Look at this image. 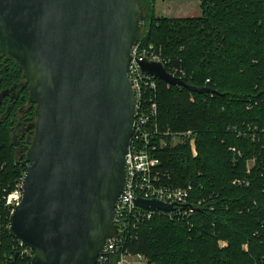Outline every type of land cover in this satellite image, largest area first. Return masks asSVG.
Listing matches in <instances>:
<instances>
[{"label":"trees","instance_id":"obj_1","mask_svg":"<svg viewBox=\"0 0 264 264\" xmlns=\"http://www.w3.org/2000/svg\"><path fill=\"white\" fill-rule=\"evenodd\" d=\"M155 1L140 0L139 38L161 48L193 86L213 92L157 79L159 131L190 130L196 148L193 155L188 142L172 146L163 136L168 141L156 151L157 170L166 183L192 182L203 204L188 223L162 213L141 221L133 249L149 264H264V0H199L200 15L181 18L157 16ZM4 63L0 87L20 83L21 70L9 60ZM23 92L27 99V86ZM24 103L12 106L0 121V264H30L21 252L25 246L8 232L5 203L26 170L34 132V104ZM6 111L1 104L0 116ZM19 120L28 131L16 145L13 127Z\"/></svg>","mask_w":264,"mask_h":264},{"label":"water","instance_id":"obj_2","mask_svg":"<svg viewBox=\"0 0 264 264\" xmlns=\"http://www.w3.org/2000/svg\"><path fill=\"white\" fill-rule=\"evenodd\" d=\"M143 17L140 0H0V57L21 70L36 115L8 225L32 251L30 264H94L117 232L136 104L127 68ZM139 65L169 85L211 91L161 62Z\"/></svg>","mask_w":264,"mask_h":264},{"label":"built area","instance_id":"obj_3","mask_svg":"<svg viewBox=\"0 0 264 264\" xmlns=\"http://www.w3.org/2000/svg\"><path fill=\"white\" fill-rule=\"evenodd\" d=\"M144 59L161 62L171 74L185 77V71L175 66L161 48L155 47L152 43H144L140 38L132 47L127 74L135 91L136 104L126 157V183L114 208V224L117 232L105 240L94 264H149L147 256L134 251L132 246L133 240L137 238L139 223L150 219L155 213H162L170 220H186L188 223V219L203 204L201 198L192 192V182L186 186L166 183L157 170L156 151L168 141L163 136H169L170 142L175 139L188 142L192 154L196 155L195 135L190 130L185 132L168 130L162 132L163 134L159 131L158 108L155 101L157 78L141 71L139 62ZM260 132L264 135V127ZM253 163L254 159L248 162V170ZM261 175L264 178V160ZM233 183L239 182L234 180ZM21 195L20 181L5 197L10 213L20 202ZM136 198L156 199L172 204L174 208L169 211L159 209L148 211L136 206ZM225 244L226 242L223 241V245ZM244 247L246 248V245ZM21 252L29 257L32 255V251L26 246Z\"/></svg>","mask_w":264,"mask_h":264},{"label":"flooded vegetation","instance_id":"obj_4","mask_svg":"<svg viewBox=\"0 0 264 264\" xmlns=\"http://www.w3.org/2000/svg\"><path fill=\"white\" fill-rule=\"evenodd\" d=\"M6 60L7 59L5 57H0V66L3 65L4 69H6V67H7L6 64L4 63V61H6ZM0 72H1V68H0ZM1 83L2 82H1V78H0V85H1ZM26 86H27V82L23 77L20 83H14L10 87H0V105L5 103V106L7 107L6 113L0 116V118H1L0 121L6 120V118L9 116V113H10L12 106L18 104L19 102H22L24 99H25L24 106L29 104L28 103L29 102L28 96L26 99V97L24 96V92H23L24 89L26 88ZM27 89H28V87H27ZM24 106H20L18 109L19 117L24 116ZM21 120L17 121L15 124V127H13L14 128L13 137L15 139L16 145H20L21 142H24V140H25L24 136L27 135V131H28V126H26L25 124H22ZM28 136H29V134H28ZM19 148L20 147H18V149ZM20 150H21V148H20Z\"/></svg>","mask_w":264,"mask_h":264},{"label":"rangeland","instance_id":"obj_5","mask_svg":"<svg viewBox=\"0 0 264 264\" xmlns=\"http://www.w3.org/2000/svg\"><path fill=\"white\" fill-rule=\"evenodd\" d=\"M155 14L164 17H194L200 15L199 0H156L154 4ZM183 143L181 139L172 140V146ZM17 184H15L16 188ZM223 246V241L219 242Z\"/></svg>","mask_w":264,"mask_h":264}]
</instances>
